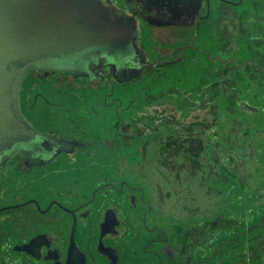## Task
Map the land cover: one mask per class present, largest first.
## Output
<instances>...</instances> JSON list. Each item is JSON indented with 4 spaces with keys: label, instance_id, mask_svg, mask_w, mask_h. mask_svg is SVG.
<instances>
[{
    "label": "rangeland",
    "instance_id": "obj_1",
    "mask_svg": "<svg viewBox=\"0 0 264 264\" xmlns=\"http://www.w3.org/2000/svg\"><path fill=\"white\" fill-rule=\"evenodd\" d=\"M175 39L139 23L148 63L187 45L191 34ZM181 58L124 84L31 69L19 86L18 112L35 128L79 140L131 126V137L114 138L116 155L128 158L117 173L143 191L149 218L161 226L177 221L193 247L208 222L209 248L196 255L208 264H235L234 254L264 264L252 259L264 253V0H210L208 25ZM139 215H131L135 224Z\"/></svg>",
    "mask_w": 264,
    "mask_h": 264
},
{
    "label": "flooded vegetation",
    "instance_id": "obj_2",
    "mask_svg": "<svg viewBox=\"0 0 264 264\" xmlns=\"http://www.w3.org/2000/svg\"><path fill=\"white\" fill-rule=\"evenodd\" d=\"M98 1L132 19L136 38L139 23L153 36L171 37L175 43L176 37L191 34L187 45L177 46L152 63L146 62L137 40L143 63L157 66L143 68L137 78L144 71L180 63L181 54L193 48L208 25L210 0ZM50 72L55 71H42ZM57 73L97 84L111 79L117 84L105 65L93 69L92 79ZM30 126L46 142L72 144L57 154L49 146L40 147L31 156L18 153L0 163V264H208L211 259L196 258L200 246L209 248L208 222L204 238L193 247L195 242L188 244L187 238H180L177 221L161 226L149 218L152 206L143 191L117 173L118 163L128 158L116 155L114 138L131 137V126L106 127L102 134L95 133L96 140L65 138L52 128ZM78 131L79 135L83 132ZM97 149L103 151L96 153ZM99 164L103 172H86L87 166ZM133 212L140 214L137 224L131 220ZM191 230L185 236L190 238ZM215 251L217 257L221 246ZM230 258L235 264L246 263L239 254Z\"/></svg>",
    "mask_w": 264,
    "mask_h": 264
},
{
    "label": "water",
    "instance_id": "obj_3",
    "mask_svg": "<svg viewBox=\"0 0 264 264\" xmlns=\"http://www.w3.org/2000/svg\"><path fill=\"white\" fill-rule=\"evenodd\" d=\"M132 19L98 0H0V163L49 146L56 154L71 142H46L20 116L17 99L28 70L94 77L109 66L117 84L145 65ZM47 143V144H45Z\"/></svg>",
    "mask_w": 264,
    "mask_h": 264
},
{
    "label": "crops",
    "instance_id": "obj_4",
    "mask_svg": "<svg viewBox=\"0 0 264 264\" xmlns=\"http://www.w3.org/2000/svg\"><path fill=\"white\" fill-rule=\"evenodd\" d=\"M223 246H225V245H223ZM219 257H220V255H218L217 257H214V259L212 260L211 263H216L218 261ZM252 259L255 260V261L263 263L264 262V253H260L259 255H253ZM252 259H249V260L251 261ZM248 262L249 261H247L246 264Z\"/></svg>",
    "mask_w": 264,
    "mask_h": 264
}]
</instances>
